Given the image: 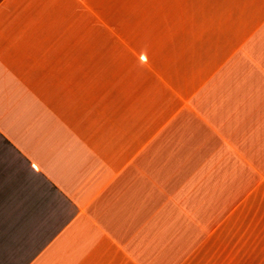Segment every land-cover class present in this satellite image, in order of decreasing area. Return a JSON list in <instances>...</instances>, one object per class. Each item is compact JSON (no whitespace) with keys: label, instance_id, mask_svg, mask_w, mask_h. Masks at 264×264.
<instances>
[{"label":"crops","instance_id":"obj_1","mask_svg":"<svg viewBox=\"0 0 264 264\" xmlns=\"http://www.w3.org/2000/svg\"><path fill=\"white\" fill-rule=\"evenodd\" d=\"M0 264H264V0H0Z\"/></svg>","mask_w":264,"mask_h":264}]
</instances>
